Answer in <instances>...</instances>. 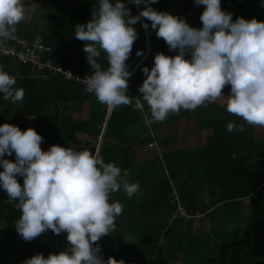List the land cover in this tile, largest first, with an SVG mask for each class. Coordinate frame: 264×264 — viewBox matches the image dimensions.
Wrapping results in <instances>:
<instances>
[{"label":"trees","instance_id":"1","mask_svg":"<svg viewBox=\"0 0 264 264\" xmlns=\"http://www.w3.org/2000/svg\"><path fill=\"white\" fill-rule=\"evenodd\" d=\"M22 2L25 8L34 5L39 20L31 25L25 17L14 35L28 42L37 38L50 47L47 54L53 64L90 75L85 42L74 33L77 24L92 19L98 0ZM122 2L133 16L145 8L144 3ZM149 4L156 11L184 19L191 27L202 28L205 6L195 0H149ZM221 9L231 13L233 21H264V0H221ZM133 27L138 38L126 61L132 72L129 106L110 109L94 93L83 92L79 83L0 54V68L14 76L16 87L25 92L23 101L15 104L0 94V125L22 119L23 130L33 128L43 137V151L52 145L83 150L77 134L92 138L98 147L89 145L88 150L99 153L105 163H115L122 179L139 185L132 198L123 189L111 195L110 202L121 203L123 211L115 221V231L98 241L105 262L113 258L115 264H264V127L259 126L262 134L255 138V126L227 111V97L195 111L182 109L179 115L169 114L166 121L147 126L141 109L135 107L138 88L146 79L142 69L151 70L157 53L171 56L178 52L169 50L146 18L141 17ZM13 43L8 39L5 45ZM138 50L142 55L137 56ZM99 62L107 68L104 54ZM223 93L229 95L230 89L224 88ZM141 103L148 111L142 99ZM73 113L83 115L74 117ZM229 122L243 124L244 131L228 132ZM172 127L178 135L171 134ZM150 134L159 154L135 162L136 150L147 145ZM17 179L23 185V177ZM172 189L178 193L186 218L177 216L175 204L169 202ZM20 215L0 187V264H24L37 254L47 258L68 250L66 232L56 235L47 230L32 241L23 240L15 228ZM195 217L205 219L206 227L193 229Z\"/></svg>","mask_w":264,"mask_h":264},{"label":"clouds","instance_id":"2","mask_svg":"<svg viewBox=\"0 0 264 264\" xmlns=\"http://www.w3.org/2000/svg\"><path fill=\"white\" fill-rule=\"evenodd\" d=\"M131 2L145 4L139 15L133 16L122 0H98L92 19L75 26V38L85 42L86 62L92 69L83 80L100 104L115 110L132 103L127 95L132 72L126 61L138 38L133 25L143 17L151 21L169 50L178 52L175 56L157 53L151 70L142 69L146 79L138 88L136 106L147 126L166 121L169 114L179 115L182 109L195 111L227 97L230 114L247 125L264 127V21H233L231 13L222 11L221 0H195L205 8L200 16L202 28H194L184 19L154 10L149 0ZM25 11L22 0H0V46L16 33ZM102 54L106 69L99 62ZM187 55L191 58L186 59ZM226 86H230L227 96ZM0 94L14 104L25 96L16 87V78L2 68ZM141 99L148 111L143 110ZM227 131L242 132L244 125L229 122ZM42 141L33 128L22 131L13 124L0 125V187L21 213L15 222L17 233L26 242L47 230L67 233V251L47 258L37 254L24 264H115L113 258L104 261L98 245L115 231L123 211V205L110 198L121 189L132 198L139 185L122 179L121 169L105 163L99 153L59 145L43 151ZM13 153L14 162L3 158ZM17 177H23V185Z\"/></svg>","mask_w":264,"mask_h":264},{"label":"built area","instance_id":"3","mask_svg":"<svg viewBox=\"0 0 264 264\" xmlns=\"http://www.w3.org/2000/svg\"><path fill=\"white\" fill-rule=\"evenodd\" d=\"M9 40L14 43L8 46L5 44L0 46V54L12 58L15 57L18 61L27 63L31 67H35L38 70L46 69V71L50 70L54 74H61L66 80L79 83L82 86L83 92L88 94L92 93L88 91L86 83L83 80L85 76H81L74 68H64L59 64H53L50 56L47 54L48 51H50V47L41 43L37 38L28 42L22 37L13 35ZM135 107L137 106L135 105ZM150 137L151 140L147 142L146 147L153 149L157 154H159L160 148L156 145L151 134ZM169 202H173L175 204L174 212L177 216L182 218H186L188 216L183 207L180 205L178 201V193L174 189H172L169 195Z\"/></svg>","mask_w":264,"mask_h":264},{"label":"rangeland","instance_id":"4","mask_svg":"<svg viewBox=\"0 0 264 264\" xmlns=\"http://www.w3.org/2000/svg\"><path fill=\"white\" fill-rule=\"evenodd\" d=\"M33 7H34V5L33 6L30 5L27 8H25V10H26L25 11V17H26L27 21L28 20L30 21L29 23H31V25L36 24L38 22V20H39L37 15H35L34 12H33L34 11ZM175 55H177V54H172L171 56H175ZM225 88L230 89V86H226ZM81 115H83V114L82 113H73L74 117H79ZM8 119H10V117ZM20 121H22V119H20ZM20 121H16L15 122L16 124H13V125L18 126L22 131H24L22 129V127H21L22 123ZM8 124H10V123H8ZM171 129H172L171 130V134H173V135H178L179 134V131H176L174 127H172ZM254 134H255V138L259 137L262 134V130H261V128L259 126H255ZM77 137L80 139L79 141H80V144H81L83 149H85V148L88 149L89 145H94L95 148H96V146H97L96 144L97 143L94 142V140L92 138H87V137L81 135L80 133L77 134ZM136 153L137 154H136V157H135V159H136L135 162L139 161V159L147 158V157H150V156L156 154V152L154 150L148 149L145 145H143L142 147L138 148L136 150ZM3 158L4 159H8V160L13 161V162L15 161V157L14 156L3 157ZM0 171H3L2 166H0ZM199 225H202L203 228H205L206 225H207L206 224V220L205 219L200 220L199 217H197V218L195 217L194 221L192 222L193 229H198Z\"/></svg>","mask_w":264,"mask_h":264}]
</instances>
